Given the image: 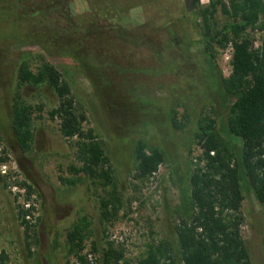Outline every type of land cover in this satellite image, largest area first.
Masks as SVG:
<instances>
[{"label": "rangeland", "instance_id": "rangeland-1", "mask_svg": "<svg viewBox=\"0 0 264 264\" xmlns=\"http://www.w3.org/2000/svg\"><path fill=\"white\" fill-rule=\"evenodd\" d=\"M98 1L70 0V11L87 18L85 27L103 31L107 27L102 20L105 11ZM114 2L121 9L116 21L127 34L146 37L144 44L137 46L116 45V69L105 73L113 95L109 108L93 93L88 79L76 72L73 60L55 55L51 44L42 48L34 39L39 28L34 26V17H14L34 9V0H0V264H68L75 256L67 252L65 235L80 218L89 223L90 231L83 244L93 242L95 251L102 254L110 243L121 247L125 260L135 261L147 244L171 239L178 204L175 177L187 178L186 163L198 153L193 135L200 118L213 119L217 133L230 139L223 130L228 104L221 103L202 54L196 10L188 7L187 0ZM207 2L199 0L202 7ZM214 19L217 26L225 20L219 12ZM247 33L256 46L262 33L255 29ZM161 40L168 45L157 59L152 46ZM228 52V48L219 52L215 60L222 77L229 72ZM39 55L67 81L78 110L85 116L82 129H91L103 142L120 199L116 219L100 217L98 202L105 191L68 171L70 165H78L74 139L61 137L58 119L48 117V111L58 103L56 95L44 85H24L16 90L19 60L26 59L33 68ZM16 94L20 102L31 106L27 150L20 148L10 128V106ZM130 98L133 104H129ZM172 110L178 126L172 124ZM138 139L159 147L164 154L154 175L144 180L135 175L133 149ZM64 178L75 184L62 182ZM21 182L32 187L27 199ZM132 200L138 205L136 214L129 216ZM19 207L29 212L24 218L29 225L27 238L17 217ZM240 212V235L251 264H264V206L245 191ZM123 228L129 234L122 243L109 241L113 232Z\"/></svg>", "mask_w": 264, "mask_h": 264}, {"label": "trees", "instance_id": "trees-1", "mask_svg": "<svg viewBox=\"0 0 264 264\" xmlns=\"http://www.w3.org/2000/svg\"><path fill=\"white\" fill-rule=\"evenodd\" d=\"M98 2L105 11L102 20L107 27L103 31L99 27H85L87 18L70 11V0H34V9L12 17H34V26L39 27L34 39L42 48L51 44L55 55L73 60L76 72L88 79L93 93L110 108L111 80L105 73L106 69H116L113 61L116 45L144 44L146 36L127 34L125 27L116 21L121 9L114 0ZM187 2L191 10H196L201 51L215 91L221 103L228 104L223 130L230 139L227 141L217 133L213 119L201 117L193 135L199 152L195 161L190 156L186 163L187 178L175 177L178 204L173 212L171 239L147 244L143 255L135 261L125 260L121 247L106 243L99 264H251L240 235L243 220L240 206L245 191H250L264 206V0H208L203 7L199 0ZM216 12L225 18L219 26L214 19ZM254 29L262 33L256 46L247 33ZM167 45V41L161 40L152 46L157 59ZM226 48H229V72L222 77L215 60ZM37 60L33 68L26 59L19 60L15 70L16 90L24 85H44L56 95L58 103L48 111V117L58 119L61 137L74 139V159L78 165H70L68 171L82 175L105 191L98 202L100 217L105 221L116 219L120 199L103 142L91 129H82L85 116L78 110L67 81L56 67L41 55ZM129 104H133V98ZM10 112V128L20 148L27 150L31 141V106L20 102L16 94ZM170 117L172 124L178 126L174 110ZM231 137L237 139L236 143ZM133 154L135 175L140 180L152 176L164 161L163 150L141 139L135 142ZM61 181L75 184L73 179ZM19 185L24 187L27 199L32 187L24 182ZM28 213L17 209L26 238L29 225L24 218ZM88 226L85 218H80L65 235L67 252L79 260L83 258L79 254L83 242L90 236ZM90 249L97 250L93 242Z\"/></svg>", "mask_w": 264, "mask_h": 264}, {"label": "built area", "instance_id": "built-area-1", "mask_svg": "<svg viewBox=\"0 0 264 264\" xmlns=\"http://www.w3.org/2000/svg\"><path fill=\"white\" fill-rule=\"evenodd\" d=\"M228 51H229V48H228ZM228 58H229V52H228ZM197 151L199 152V148H197ZM195 156H192L193 161H195ZM137 205H138V202L135 200H132L130 202V204H129V211H130L129 216H132V215L134 216L136 214ZM128 234H129V232H128L127 228H123L122 232H120V231L113 232V234H111V236H110L109 241L122 243L124 241V239L128 236ZM79 254L83 257L82 260H79L76 257H71L68 260V264H99L101 261V254L96 252V251H92L90 249V244H84L83 248Z\"/></svg>", "mask_w": 264, "mask_h": 264}]
</instances>
